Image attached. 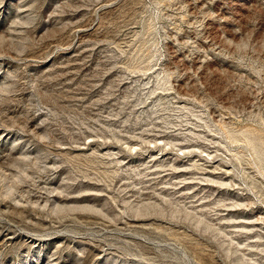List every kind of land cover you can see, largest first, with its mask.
Wrapping results in <instances>:
<instances>
[{
	"label": "rangeland",
	"instance_id": "1",
	"mask_svg": "<svg viewBox=\"0 0 264 264\" xmlns=\"http://www.w3.org/2000/svg\"><path fill=\"white\" fill-rule=\"evenodd\" d=\"M0 264H264V0H0Z\"/></svg>",
	"mask_w": 264,
	"mask_h": 264
}]
</instances>
